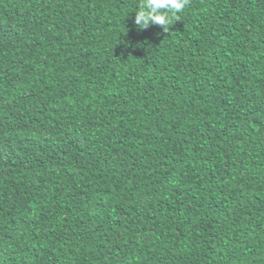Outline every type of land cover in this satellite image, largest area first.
<instances>
[{
    "label": "trees",
    "instance_id": "1",
    "mask_svg": "<svg viewBox=\"0 0 264 264\" xmlns=\"http://www.w3.org/2000/svg\"><path fill=\"white\" fill-rule=\"evenodd\" d=\"M0 0V264H264V0Z\"/></svg>",
    "mask_w": 264,
    "mask_h": 264
},
{
    "label": "clouds",
    "instance_id": "2",
    "mask_svg": "<svg viewBox=\"0 0 264 264\" xmlns=\"http://www.w3.org/2000/svg\"><path fill=\"white\" fill-rule=\"evenodd\" d=\"M187 3L188 0H140L136 6L135 24L141 31L151 25H159L167 32Z\"/></svg>",
    "mask_w": 264,
    "mask_h": 264
}]
</instances>
